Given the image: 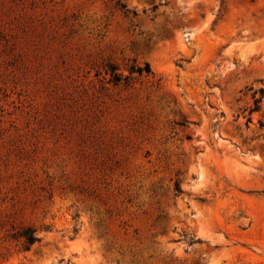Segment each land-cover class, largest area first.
<instances>
[{
    "label": "rangeland",
    "instance_id": "rangeland-1",
    "mask_svg": "<svg viewBox=\"0 0 264 264\" xmlns=\"http://www.w3.org/2000/svg\"><path fill=\"white\" fill-rule=\"evenodd\" d=\"M0 264H264V0H0Z\"/></svg>",
    "mask_w": 264,
    "mask_h": 264
},
{
    "label": "trees",
    "instance_id": "trees-1",
    "mask_svg": "<svg viewBox=\"0 0 264 264\" xmlns=\"http://www.w3.org/2000/svg\"><path fill=\"white\" fill-rule=\"evenodd\" d=\"M119 8L124 12V14H128L130 10L128 9L127 4L121 3L120 1L117 3ZM135 14V12H134ZM117 68L116 66H111V73H112V80L115 83H119L123 80V77L116 72ZM138 72L140 75H142L144 72L151 73V66L149 63H146L145 67H137V66H132L131 67V73ZM128 80V78H126ZM179 190V188H177ZM21 236L25 240V246L26 248H31L32 245H34L36 242L40 241V238L35 234V231L31 229H27L24 231Z\"/></svg>",
    "mask_w": 264,
    "mask_h": 264
}]
</instances>
